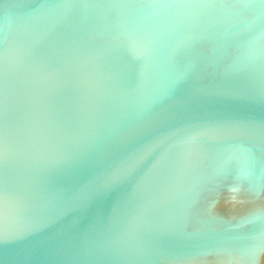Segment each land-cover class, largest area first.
Wrapping results in <instances>:
<instances>
[{"label":"water","instance_id":"1","mask_svg":"<svg viewBox=\"0 0 264 264\" xmlns=\"http://www.w3.org/2000/svg\"><path fill=\"white\" fill-rule=\"evenodd\" d=\"M0 264H264V0H0Z\"/></svg>","mask_w":264,"mask_h":264}]
</instances>
